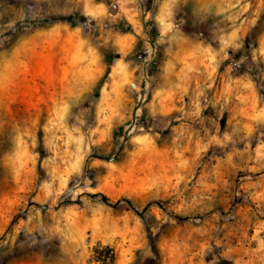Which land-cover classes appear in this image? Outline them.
<instances>
[{
    "label": "rangeland",
    "instance_id": "obj_1",
    "mask_svg": "<svg viewBox=\"0 0 264 264\" xmlns=\"http://www.w3.org/2000/svg\"><path fill=\"white\" fill-rule=\"evenodd\" d=\"M103 245L264 264V0H0V264Z\"/></svg>",
    "mask_w": 264,
    "mask_h": 264
},
{
    "label": "built area",
    "instance_id": "obj_2",
    "mask_svg": "<svg viewBox=\"0 0 264 264\" xmlns=\"http://www.w3.org/2000/svg\"><path fill=\"white\" fill-rule=\"evenodd\" d=\"M115 261V249L109 245H103L91 251L89 264H115Z\"/></svg>",
    "mask_w": 264,
    "mask_h": 264
},
{
    "label": "trees",
    "instance_id": "obj_3",
    "mask_svg": "<svg viewBox=\"0 0 264 264\" xmlns=\"http://www.w3.org/2000/svg\"><path fill=\"white\" fill-rule=\"evenodd\" d=\"M93 197H97V196H99V198H100V200L102 201V202H104V203H106V204H109V205H117L119 202H115V203H113L112 201H111V199H110V197H108L106 194H100V195H96V194H94V195H92ZM157 204H160V203H157ZM151 204H149L148 206H150ZM180 218V217H179Z\"/></svg>",
    "mask_w": 264,
    "mask_h": 264
}]
</instances>
